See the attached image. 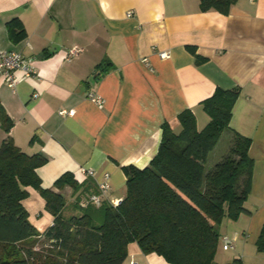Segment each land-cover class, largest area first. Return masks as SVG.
<instances>
[{
  "label": "crops",
  "instance_id": "crops-1",
  "mask_svg": "<svg viewBox=\"0 0 264 264\" xmlns=\"http://www.w3.org/2000/svg\"><path fill=\"white\" fill-rule=\"evenodd\" d=\"M12 20L24 30L19 41L9 35ZM72 49L77 53L67 59ZM0 50L22 53L35 70L16 88L0 80V110L12 120L6 130L0 115V147L12 138L45 157L38 173L55 190L70 172L80 192H97L107 172L109 197L124 198V167L151 162L165 122L179 131L178 115L192 108L203 128L209 116L202 101L218 87H241L230 127L252 139L250 212L220 225L215 264H264L256 245L264 225V0H238L228 14L202 10L201 0H0ZM163 51L171 56L162 58ZM28 190L24 205L43 233L54 216L40 192ZM60 191L66 213H75L76 192L69 185ZM225 235L233 248L224 249ZM133 262L170 264L136 242L124 264Z\"/></svg>",
  "mask_w": 264,
  "mask_h": 264
},
{
  "label": "trees",
  "instance_id": "trees-1",
  "mask_svg": "<svg viewBox=\"0 0 264 264\" xmlns=\"http://www.w3.org/2000/svg\"><path fill=\"white\" fill-rule=\"evenodd\" d=\"M238 0H201L202 10L228 14ZM12 20L9 35L21 40L24 30ZM241 87H218L202 101L208 123L198 128L192 108L183 110L179 131L163 124L157 154L144 168L124 167L126 194L119 206L107 202L82 207L87 195L81 183L67 172L54 186L69 185L77 194L75 213L67 214V198L46 188L38 168L46 162L6 139L0 147V264H124L128 245L139 244L144 253H157L170 264H215L225 219L236 221L251 192L254 160L250 137L230 127ZM6 130L10 116L0 110ZM231 132L229 150L212 168L210 152L224 132ZM46 200L53 224L43 233L29 219L24 200L28 188ZM74 192V193H75ZM264 253V225L256 242Z\"/></svg>",
  "mask_w": 264,
  "mask_h": 264
},
{
  "label": "built area",
  "instance_id": "built-area-1",
  "mask_svg": "<svg viewBox=\"0 0 264 264\" xmlns=\"http://www.w3.org/2000/svg\"><path fill=\"white\" fill-rule=\"evenodd\" d=\"M133 11L129 12V15H132ZM77 53L76 49H72L68 55L67 59H71L73 55ZM159 55L162 58H169L171 54L169 52H160ZM17 70H22L24 75L19 77L16 73ZM35 70L32 65V62L27 59L22 53L18 51H2L0 50V80L12 88H16L17 84L34 75ZM35 97L37 94L34 95ZM90 100L95 103H102V98L91 94L89 96ZM83 172L89 176H95L96 172L93 169L84 168ZM111 190L110 174L104 173L101 181L98 182V191L94 193L87 194L83 196L79 204L82 207H87L90 204L95 206H101L105 202L113 205L119 206L123 202V198H112L109 197V192ZM222 242L224 249H231L234 247L233 239L227 235L222 236ZM132 264H138L133 262Z\"/></svg>",
  "mask_w": 264,
  "mask_h": 264
},
{
  "label": "rangeland",
  "instance_id": "rangeland-1",
  "mask_svg": "<svg viewBox=\"0 0 264 264\" xmlns=\"http://www.w3.org/2000/svg\"><path fill=\"white\" fill-rule=\"evenodd\" d=\"M230 142L231 134L228 132H224L216 147L209 154L207 163L208 169L212 168L227 153V151L229 150Z\"/></svg>",
  "mask_w": 264,
  "mask_h": 264
}]
</instances>
